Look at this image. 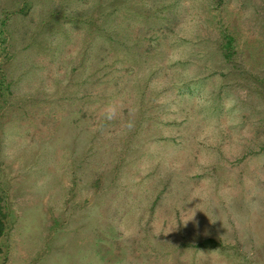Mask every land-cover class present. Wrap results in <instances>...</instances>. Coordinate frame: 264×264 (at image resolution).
<instances>
[{
  "label": "rangeland",
  "instance_id": "rangeland-1",
  "mask_svg": "<svg viewBox=\"0 0 264 264\" xmlns=\"http://www.w3.org/2000/svg\"><path fill=\"white\" fill-rule=\"evenodd\" d=\"M263 148L264 0H0V264H264Z\"/></svg>",
  "mask_w": 264,
  "mask_h": 264
},
{
  "label": "trees",
  "instance_id": "trees-1",
  "mask_svg": "<svg viewBox=\"0 0 264 264\" xmlns=\"http://www.w3.org/2000/svg\"><path fill=\"white\" fill-rule=\"evenodd\" d=\"M231 44H232V38H227L226 43L224 45L225 51H226V54H225L226 57H230L229 55L231 54V51H230ZM263 150H264V148H263ZM4 228H5V226H4V222L2 219V213L0 211V238L3 235ZM199 247H201V248H215V247H217V243L214 242L213 240L209 239V240H205L202 243H200Z\"/></svg>",
  "mask_w": 264,
  "mask_h": 264
},
{
  "label": "clouds",
  "instance_id": "clouds-1",
  "mask_svg": "<svg viewBox=\"0 0 264 264\" xmlns=\"http://www.w3.org/2000/svg\"><path fill=\"white\" fill-rule=\"evenodd\" d=\"M114 114H115L114 111H108L107 114H106V118L110 120V119L113 118ZM194 216H195V213L192 216H190L186 220V222L184 224L186 225L188 221L193 220L194 219ZM119 230L121 231V235H122V238L123 239H132L136 235L135 230L132 229V228H124L122 226Z\"/></svg>",
  "mask_w": 264,
  "mask_h": 264
}]
</instances>
